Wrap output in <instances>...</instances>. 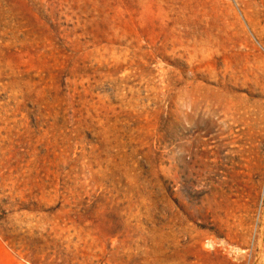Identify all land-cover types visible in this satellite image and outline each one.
<instances>
[{"label": "rangeland", "instance_id": "rangeland-1", "mask_svg": "<svg viewBox=\"0 0 264 264\" xmlns=\"http://www.w3.org/2000/svg\"><path fill=\"white\" fill-rule=\"evenodd\" d=\"M0 264H264V0H0Z\"/></svg>", "mask_w": 264, "mask_h": 264}]
</instances>
